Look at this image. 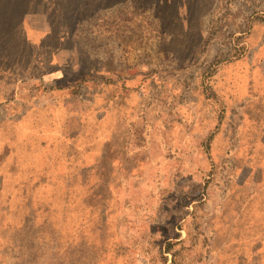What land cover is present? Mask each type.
Listing matches in <instances>:
<instances>
[{
  "label": "rangeland",
  "instance_id": "rangeland-1",
  "mask_svg": "<svg viewBox=\"0 0 264 264\" xmlns=\"http://www.w3.org/2000/svg\"><path fill=\"white\" fill-rule=\"evenodd\" d=\"M0 264H264V0H0Z\"/></svg>",
  "mask_w": 264,
  "mask_h": 264
}]
</instances>
